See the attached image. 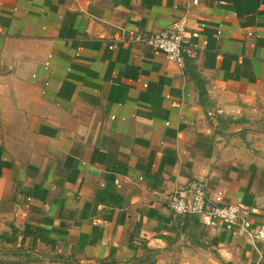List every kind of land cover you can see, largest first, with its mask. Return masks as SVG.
Returning a JSON list of instances; mask_svg holds the SVG:
<instances>
[{
    "label": "crops",
    "instance_id": "crops-1",
    "mask_svg": "<svg viewBox=\"0 0 264 264\" xmlns=\"http://www.w3.org/2000/svg\"><path fill=\"white\" fill-rule=\"evenodd\" d=\"M0 0V245L73 264H264V0ZM188 31L186 67L122 31ZM241 224L184 216L191 179Z\"/></svg>",
    "mask_w": 264,
    "mask_h": 264
},
{
    "label": "built area",
    "instance_id": "built-area-1",
    "mask_svg": "<svg viewBox=\"0 0 264 264\" xmlns=\"http://www.w3.org/2000/svg\"><path fill=\"white\" fill-rule=\"evenodd\" d=\"M116 41L162 51L169 60L176 62L182 68L186 67V53H189L190 42L182 20L174 21L159 32L142 29L122 31L116 36ZM167 205L179 215H204L211 220L231 224H241L248 214V209L240 204L212 202L208 197L206 183L196 178L191 179L182 190L170 194ZM261 235H264V232H261Z\"/></svg>",
    "mask_w": 264,
    "mask_h": 264
},
{
    "label": "rangeland",
    "instance_id": "rangeland-1",
    "mask_svg": "<svg viewBox=\"0 0 264 264\" xmlns=\"http://www.w3.org/2000/svg\"><path fill=\"white\" fill-rule=\"evenodd\" d=\"M0 264H73L58 256L34 252L26 248L0 245Z\"/></svg>",
    "mask_w": 264,
    "mask_h": 264
}]
</instances>
